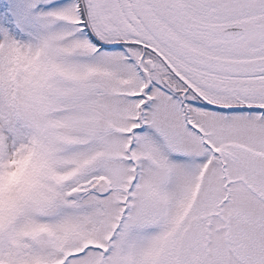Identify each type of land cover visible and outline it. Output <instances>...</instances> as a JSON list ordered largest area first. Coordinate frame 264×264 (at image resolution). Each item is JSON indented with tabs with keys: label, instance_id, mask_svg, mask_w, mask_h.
Masks as SVG:
<instances>
[{
	"label": "snow or ice",
	"instance_id": "1",
	"mask_svg": "<svg viewBox=\"0 0 264 264\" xmlns=\"http://www.w3.org/2000/svg\"><path fill=\"white\" fill-rule=\"evenodd\" d=\"M0 264H264V0H0Z\"/></svg>",
	"mask_w": 264,
	"mask_h": 264
}]
</instances>
